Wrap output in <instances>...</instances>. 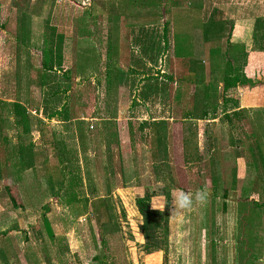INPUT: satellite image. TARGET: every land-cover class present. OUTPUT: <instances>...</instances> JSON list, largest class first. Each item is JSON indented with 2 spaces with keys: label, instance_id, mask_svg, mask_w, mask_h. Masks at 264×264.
<instances>
[{
  "label": "rangeland",
  "instance_id": "rangeland-1",
  "mask_svg": "<svg viewBox=\"0 0 264 264\" xmlns=\"http://www.w3.org/2000/svg\"><path fill=\"white\" fill-rule=\"evenodd\" d=\"M201 1L191 16L210 29L200 60L194 36L174 33L171 14L166 36L160 23L127 26V0H0V264H239L243 195L264 215V0ZM81 19L94 24V36L78 37ZM216 47L237 83L205 120H185L193 93L177 101L176 92L194 79L196 58L206 82L217 76L209 56ZM14 102L28 111V132L2 108ZM236 109L243 114L227 122ZM104 119L120 124V144L109 150ZM151 119L168 126L169 153L156 162L148 132L137 130ZM189 123L200 163L181 159L180 131ZM8 179L21 208L8 198ZM176 188L208 197L171 216ZM101 197L108 227L87 211ZM139 202L166 209L168 226L143 217Z\"/></svg>",
  "mask_w": 264,
  "mask_h": 264
},
{
  "label": "trees",
  "instance_id": "trees-1",
  "mask_svg": "<svg viewBox=\"0 0 264 264\" xmlns=\"http://www.w3.org/2000/svg\"><path fill=\"white\" fill-rule=\"evenodd\" d=\"M201 4V0H127V10L124 14V20L127 22L126 25L129 27H138L139 25L147 26L154 23H160L163 26V36H166L167 26L169 25L168 20H166V16L171 14L172 19L170 20V22L174 33L178 34L179 32H183V30H185L186 35L194 36V47L199 56L198 58L201 60L202 56L200 55V50H203L200 46L201 37H204L205 42L208 41L210 29L209 25H198L191 20V16L196 15L194 9L200 8ZM188 16H190V18ZM143 18L148 19L142 21L141 19ZM79 22L81 24L80 30L78 32L79 38L85 40L86 37L90 38L95 35L93 30L94 24H90L87 19H81ZM97 26H99V24H97ZM209 56L211 65L210 72L213 73V75L217 76L212 80L206 82V69L204 63L196 58V61H194V79L190 81H182L179 88L180 90L176 92L175 98L177 101L186 100V98L188 97V93H193V107L191 112H187L184 116L185 120L193 122L205 120L210 108L213 107V105L217 101H219V99L221 100V102H224L225 93L237 83V79H233V77L231 78L229 76L231 74V62L226 60V68L223 69L221 67L223 65V55L220 52L219 47H216L215 49L210 48ZM186 83L188 84L187 86ZM220 84L221 88L219 87ZM182 85L185 88L184 90L181 89ZM262 105L264 108V101ZM2 108H7L9 110V115L15 119V122L22 125L23 132H28V111L21 103H2ZM242 110L243 109L234 111L233 115L225 114V120L227 122H231V118L233 116L235 117L243 114ZM118 124L119 123H117V121L111 119H104L102 121L101 135L105 139L106 147L108 150L110 143L120 144ZM126 125L129 128V134L132 135V124L127 123ZM195 125V123H189L188 126H183V129L180 131V142L182 141L180 144V153L181 159L185 163H199L202 160L198 138L196 137L197 128ZM167 128L168 126L165 121H144L138 125L137 130L139 132H148L146 136L149 138L151 147L153 148L151 157L154 162H156V159L159 155H162L163 158H166L167 156ZM17 146H22V144ZM28 152L30 154H34L32 152V149L29 148ZM175 153L177 154V150L175 151ZM152 166L155 170V174L158 176V180H160V172L155 166V163H153ZM29 168L31 167L28 166L26 170ZM24 171L25 170H23L22 173ZM14 186H17V182L8 179L5 184V190L7 191L9 200L12 202V204H15V208H21L20 205L18 206L16 204L17 197H15L16 195ZM165 196L166 198H170V193L167 191ZM64 201V205L66 206H70L73 202L72 199H67ZM137 207L139 213L143 217H147L149 215L160 217L161 219H163L164 226H168V212L166 209L164 211L151 210L148 203L145 202H139L137 204ZM88 210L90 216L94 217L98 223H101L105 227L113 224L110 215V206L105 198H97L93 202L89 203L87 207V211ZM237 212L239 214L238 230L241 233V238L239 239V242L237 244L238 263L254 264L260 262L259 264H264L263 213L255 212L252 201H250L249 197H246L244 195L237 206ZM243 246H245V250H243ZM223 260H225V258H223ZM220 264H225V262L223 261V263L221 262Z\"/></svg>",
  "mask_w": 264,
  "mask_h": 264
},
{
  "label": "clouds",
  "instance_id": "clouds-1",
  "mask_svg": "<svg viewBox=\"0 0 264 264\" xmlns=\"http://www.w3.org/2000/svg\"><path fill=\"white\" fill-rule=\"evenodd\" d=\"M208 197L207 190L197 189L195 192H189L182 188L174 189V197L172 204L174 205V210L171 216L176 215L182 211H189L193 209L197 202L203 203ZM167 203L163 205V209ZM159 210V209H158Z\"/></svg>",
  "mask_w": 264,
  "mask_h": 264
},
{
  "label": "crops",
  "instance_id": "crops-1",
  "mask_svg": "<svg viewBox=\"0 0 264 264\" xmlns=\"http://www.w3.org/2000/svg\"><path fill=\"white\" fill-rule=\"evenodd\" d=\"M236 110H241V109H236ZM95 119H93L92 118V120H97V118L96 117H94ZM78 120H85V121H88V119H78ZM151 121H160V120H158V119H151ZM84 122V121H83ZM169 140V139H168ZM59 145L64 149V147L62 146V144H60L59 143ZM66 148H69L68 146H66ZM64 151V150H63ZM66 152H68V151H66ZM168 153H169V150H168ZM236 159L237 160H240V157L238 156V157H236ZM70 161V160H69ZM66 163H67V161H66ZM200 163V162H199ZM40 169H41V165H40V163H35L34 164V172L36 173L37 171L40 173ZM29 170V169H28ZM25 172H27V171H24L23 172V174L22 175H24L25 174ZM41 174V173H40ZM40 174H39V176H40ZM4 182V181H3Z\"/></svg>",
  "mask_w": 264,
  "mask_h": 264
}]
</instances>
